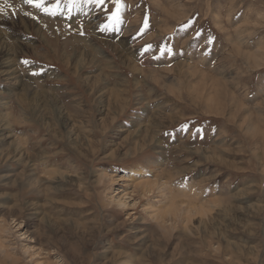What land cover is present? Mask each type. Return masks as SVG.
<instances>
[{
    "label": "rangeland",
    "instance_id": "1",
    "mask_svg": "<svg viewBox=\"0 0 264 264\" xmlns=\"http://www.w3.org/2000/svg\"><path fill=\"white\" fill-rule=\"evenodd\" d=\"M9 3L0 264H264V0Z\"/></svg>",
    "mask_w": 264,
    "mask_h": 264
},
{
    "label": "snow or ice",
    "instance_id": "2",
    "mask_svg": "<svg viewBox=\"0 0 264 264\" xmlns=\"http://www.w3.org/2000/svg\"><path fill=\"white\" fill-rule=\"evenodd\" d=\"M69 4H75L76 0H68ZM89 3H94L97 7H100L104 5L105 0H88ZM23 4L30 5L31 7H34L36 9H39L41 11L47 12L50 15H55L56 11L55 9L59 7L60 0H57V3L55 5H51L49 7H45L46 0H22ZM112 3L115 5V9L112 11V13L108 16L109 24L103 25L104 29H108L111 26H115L120 23V10L122 8L121 0H112ZM6 7H12V5L9 3V0H3L2 3H0V14H3L4 9ZM25 15H28V13H25ZM147 27V17H145L144 26L141 27L140 32L142 33ZM184 27H187L185 25ZM150 47V45L148 46ZM147 51V48L144 49ZM163 51V49H162ZM170 51V49H168ZM24 64H28L29 61L25 60L23 61ZM38 73H33V75H37Z\"/></svg>",
    "mask_w": 264,
    "mask_h": 264
},
{
    "label": "bare ground",
    "instance_id": "3",
    "mask_svg": "<svg viewBox=\"0 0 264 264\" xmlns=\"http://www.w3.org/2000/svg\"><path fill=\"white\" fill-rule=\"evenodd\" d=\"M22 24H23V22H22ZM25 24V23H24ZM26 27V26H25ZM24 28V27H23ZM36 31V30H35ZM4 35H5V33L3 34L2 32H0V73H4V74H6L7 72H11V75H12V77H15V78H19L20 79V75H19V72H18V70H16V68L14 69V68H12V61L10 60V52H9V50H10V48H9V50H8V48H7V46L8 45H6V39H5V37H4ZM7 35V34H6ZM20 43V42H19ZM11 47V46H10ZM15 47V45L12 47V48H14ZM21 47H19L18 48V50L20 49ZM15 49V48H14ZM17 49V48H16ZM18 50H17V52H18ZM13 51V50H12ZM14 52V51H13ZM15 53V52H14ZM122 57V56H121ZM13 60V59H12ZM9 70V71H8ZM181 71V70H180ZM11 78V77H10ZM21 80H23V79H21ZM15 81V80H14ZM13 82V81H12ZM17 82V81H16ZM23 82V81H22ZM21 82V85H23V83ZM32 82H33V80H32ZM10 83V82H9ZM20 83V82H19ZM15 85V84H14ZM11 87V86H10ZM22 87V86H21ZM30 87V86H29ZM28 87V88H29ZM27 88V89H28ZM18 89V88H17ZM27 89H26V91H27ZM262 89V88H261ZM20 88H19V91L18 92H20ZM23 91H24V88L22 89ZM33 90V89H32ZM16 91V92H17ZM27 92H29V91H27ZM21 93H22V91H21ZM20 93V94H21ZM24 93V92H23ZM28 94V93H27ZM39 94V93H38ZM23 95V94H22ZM1 99V98H0ZM3 99V98H2ZM26 99V98H25ZM19 100V99H18ZM23 101V100H22ZM26 102V101H25ZM4 104V103H3ZM3 104H1V106L3 105ZM24 104V103H23ZM3 107V106H2ZM24 113V112H23ZM7 116V115H6ZM253 133V132H252ZM207 156V155H206ZM161 179V178H160ZM145 183V182H144ZM146 184V183H145ZM143 185V184H142ZM150 188V187H149ZM210 203V202H209ZM3 241V240H2Z\"/></svg>",
    "mask_w": 264,
    "mask_h": 264
}]
</instances>
